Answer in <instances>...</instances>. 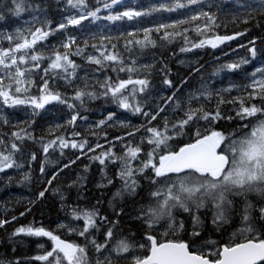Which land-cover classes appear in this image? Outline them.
Instances as JSON below:
<instances>
[{"label": "snow or ice", "instance_id": "6c2138e0", "mask_svg": "<svg viewBox=\"0 0 264 264\" xmlns=\"http://www.w3.org/2000/svg\"><path fill=\"white\" fill-rule=\"evenodd\" d=\"M55 6L54 22L48 0H0V181L10 184V171L19 182L38 171L41 181L22 211L0 204V230L10 242L36 238V254L0 264H264V63L242 68L264 53L252 34L264 33V0ZM228 42L247 55L216 58L210 75L235 80L216 86L199 61L179 84L171 78L165 61L177 51L227 57L221 45L235 51ZM97 101L118 111L89 122L82 113ZM53 108L62 123L45 119ZM81 157L88 164L73 173ZM94 165L102 195L89 205ZM49 193L65 219L20 223ZM125 217L138 231L125 233Z\"/></svg>", "mask_w": 264, "mask_h": 264}, {"label": "trees", "instance_id": "16d2710c", "mask_svg": "<svg viewBox=\"0 0 264 264\" xmlns=\"http://www.w3.org/2000/svg\"><path fill=\"white\" fill-rule=\"evenodd\" d=\"M139 2L144 3L146 0H139ZM48 3L50 5L49 8V15L52 17L53 21H59L61 19L60 10L55 6V0H48ZM62 7V6H61ZM225 8H231V4H225ZM70 12L65 14H71ZM106 14V13H102ZM28 14L25 13L22 16V19H28ZM3 21H0V24H2ZM231 27V26H230ZM71 28V26H70ZM223 30V29H221ZM252 34L257 36V48L260 49L261 47H264V42H262L259 38L264 35V33H261L259 30L253 29ZM248 39H251V36L247 37ZM52 39L51 38L50 43ZM239 40V38H238ZM240 43H244L245 41L239 40ZM182 43V41H181ZM231 45V49L235 50L234 52L231 51L228 47H225L221 45V48H223L224 53H227V57H223L220 51L213 50V49H198L194 50L192 53H179L176 52L175 57H171L166 59V63L169 64V67L172 69V79L176 81L177 84H179V80L182 76H185L187 74V65L188 63L195 64L197 61H199V65H203V70L201 75H208L209 79H212L213 82L216 84V86H224L225 83L229 80H235V77L232 76H217V77H211L210 73L212 72V68L215 66L217 60L216 58H220L219 62L223 63L225 59L228 60H236L239 57L246 56V50L240 49L237 47L236 42H229ZM179 45L176 47L178 48ZM171 50V49H170ZM159 54V52L157 53ZM164 57H168V53H164ZM250 60V63L248 65H243L242 68L247 71L251 72L254 67H257L258 65H261L264 63V53L258 52L257 58L255 60H252L251 57H248ZM151 59V53L146 54L145 60ZM183 60L184 64L180 65L176 63V60ZM79 62V61H78ZM145 62V61H142ZM159 67V65H157ZM83 74V73H81ZM154 79L158 80L159 75L158 73L154 74ZM188 89H185L184 91H187ZM94 103V104H93ZM107 108H110L112 111L117 112L118 110L115 108V106L111 105H105L103 101H97V102H89V111L87 113H82L87 115L89 122H95L98 118L101 117L102 113H105V110ZM17 116H20L23 118V113L17 112ZM61 113L53 108L45 117V119L49 121H59L63 122L61 117ZM133 123H137L138 121L133 118ZM44 121L40 120L38 121V127L43 124ZM46 126V125H45ZM234 126V125H233ZM77 130H81L78 128ZM66 153L70 154L71 149L65 150ZM55 156H58V153L54 154ZM83 164H88V160L81 157V160L79 163L75 166L73 169V173L76 169L80 168ZM98 165H94L92 167V178L89 181L88 187L85 190L86 197H93V199H88L86 202L90 205L94 202V197L101 196L102 190L95 189V183L97 180V174H98ZM23 171H28L27 168H24ZM8 175L13 176V180L10 184L5 185L0 181V204H3L5 201H11L12 205L15 207L16 211H22L24 205L27 203L28 200L33 199L35 196V193L40 189L41 187V181L38 179L39 173L38 171L31 174V180L25 181V182H19L20 181V175L16 172H8ZM4 176L3 173H0V178ZM75 178L73 174V179ZM61 181L66 182L65 178L62 176L60 180H58L56 183L59 184ZM19 182V183H18ZM107 195H111V192H108ZM17 201L20 203L17 204ZM72 201H69L71 203ZM107 203L106 197H105V204ZM133 205L129 204L126 211H131ZM0 214H3L2 211H0ZM103 214V213H102ZM35 217L36 220L42 221L43 224L47 227L51 225L52 227H55V223L58 220H64L65 214L60 211V205L58 203V199L54 197L51 193H49L48 198L44 200L43 202L39 203L33 210V212L26 216V218H22L19 222L20 223H28L33 220ZM125 223L121 224V228L124 229L125 233L128 232V230L131 228L134 231H138L136 226L132 225L130 223V217H125ZM188 226H191V221H188ZM235 227V226H234ZM211 228V225L208 224L207 228L205 229V235H208V229ZM11 229L9 228L8 231ZM233 232V229H228V232L225 235V239L228 238V236ZM214 239H218L215 235L213 236ZM36 238L33 237H26V236H19L12 239L10 242L7 239V236L5 235V232L3 230H0V259H11L14 257H24V256H31L36 254V245L34 241ZM15 247L16 251L13 254L12 248Z\"/></svg>", "mask_w": 264, "mask_h": 264}, {"label": "rangeland", "instance_id": "374dc122", "mask_svg": "<svg viewBox=\"0 0 264 264\" xmlns=\"http://www.w3.org/2000/svg\"><path fill=\"white\" fill-rule=\"evenodd\" d=\"M261 65H258L257 67H260ZM71 239H76L75 237H71Z\"/></svg>", "mask_w": 264, "mask_h": 264}, {"label": "bare ground", "instance_id": "6f19581e", "mask_svg": "<svg viewBox=\"0 0 264 264\" xmlns=\"http://www.w3.org/2000/svg\"><path fill=\"white\" fill-rule=\"evenodd\" d=\"M94 104V103H93Z\"/></svg>", "mask_w": 264, "mask_h": 264}, {"label": "water", "instance_id": "95a60500", "mask_svg": "<svg viewBox=\"0 0 264 264\" xmlns=\"http://www.w3.org/2000/svg\"><path fill=\"white\" fill-rule=\"evenodd\" d=\"M229 43V42H228Z\"/></svg>", "mask_w": 264, "mask_h": 264}]
</instances>
